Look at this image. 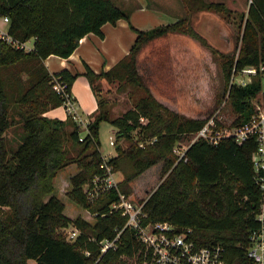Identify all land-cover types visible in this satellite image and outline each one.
<instances>
[{
  "label": "trees",
  "instance_id": "trees-1",
  "mask_svg": "<svg viewBox=\"0 0 264 264\" xmlns=\"http://www.w3.org/2000/svg\"><path fill=\"white\" fill-rule=\"evenodd\" d=\"M202 5L225 10L219 2ZM128 14L113 0H0V16L7 17L6 34L17 43L33 38L26 50L0 36V264H30L29 259L32 264H131V257L142 249L133 229L124 226L125 216L109 208L115 189L91 201L84 194L90 178L100 170L97 128L101 120L114 126L115 140L130 139L126 148L116 145L115 154L106 157L114 170L122 156L128 160L116 184L119 191L128 194L132 178L162 163L163 177L145 197L136 199L142 202L143 221H168L174 231L189 229L187 237L194 244L220 245L227 264H255L246 255L248 234L259 224L255 215L261 197L250 159L254 139L237 143L224 137L212 143L198 137L187 140L181 156L173 154L174 141L195 132L206 118L168 108L153 97L136 72L135 54L147 40L166 32L201 38L184 18L146 29L133 27L135 36L127 52L107 69L95 72L82 62V74L96 98V112L83 135L68 114L64 118L45 114L62 101L51 75L59 76L69 90L79 72L60 68L50 73L42 59L48 54L66 57L80 37L88 33L102 37L103 23L127 20ZM236 47L231 53H218L224 91L234 113L230 124L249 117L250 99L261 87V71L256 70L244 84L230 81V76L245 65L264 62V0H248ZM99 77H132L143 94L121 114L109 116L106 109L98 108L102 100L92 87ZM11 106L21 133L15 147L7 149L4 131L12 123ZM130 129H135V140ZM69 163L76 169L68 175L64 194L92 213L91 220L64 213L63 201L53 193L54 175ZM69 224L78 232L66 239L56 227ZM118 230L114 247L100 251L98 240L111 238Z\"/></svg>",
  "mask_w": 264,
  "mask_h": 264
},
{
  "label": "rangeland",
  "instance_id": "rangeland-1",
  "mask_svg": "<svg viewBox=\"0 0 264 264\" xmlns=\"http://www.w3.org/2000/svg\"><path fill=\"white\" fill-rule=\"evenodd\" d=\"M117 1L122 3L121 0ZM145 1L146 7L171 16V18H165L166 21L175 19L172 17L184 18L201 38L192 37L184 32H166L147 40L135 54V68L141 82L155 99L184 116L205 117L206 119L213 116L221 122H228L234 113L224 91L218 53H231L237 48L246 17L248 0ZM207 2H219L225 6V10L202 7V4ZM124 4L129 12L136 8L133 6L135 5L133 0H125ZM152 12L154 13L137 11L128 17V30H132L135 36L133 27L145 29L159 23L160 20L153 19L157 16L155 15L158 14L157 11ZM110 43V35L106 33L101 46L107 49ZM95 56L96 61L97 59L98 62L104 61V54L100 51H97ZM21 76L24 77V73H21ZM239 77L247 79V75L240 73H236L233 79L237 80ZM75 84L78 89L81 88L80 81ZM92 87L97 94L96 97L102 100L98 108L106 109L109 116L121 114L143 94L141 87L135 84L132 77L128 80L116 78L107 80L99 77ZM95 112L88 115L86 120H91ZM10 114L13 117L12 123L4 131L7 149L15 147L21 133L13 106L10 107ZM139 120L144 121V118L139 117ZM113 127L105 120L98 123V150L101 155L107 156L113 153L116 145L126 148L130 141L128 137H120L115 140L111 130ZM78 129L79 135H83L85 124H79ZM134 132L135 129L128 131L132 140L136 139ZM111 136L113 145L108 143ZM189 138L190 135L176 139L172 146V153L179 154L182 150L181 144H185ZM161 164L160 161L156 162L132 178L129 182L128 195L134 199L147 195L163 177L160 173ZM118 165L120 167L115 172L120 179L122 171L128 168V160L122 156ZM75 169L74 163H69L57 170L53 177V193L63 201L64 213L70 216L78 214L91 220L92 213L74 205L64 194V190L68 187V175ZM56 231L65 236L64 227H56ZM28 262L33 263L31 259Z\"/></svg>",
  "mask_w": 264,
  "mask_h": 264
},
{
  "label": "built area",
  "instance_id": "built-area-1",
  "mask_svg": "<svg viewBox=\"0 0 264 264\" xmlns=\"http://www.w3.org/2000/svg\"><path fill=\"white\" fill-rule=\"evenodd\" d=\"M2 18L7 21L6 16ZM0 36L14 45L22 46L26 50L30 49L25 46L24 42L13 41L6 32H0ZM256 70L261 71V87L250 99L252 111L249 117L239 124H230L229 121H220V124H217L219 120L210 116L195 132L190 134L189 141L198 137L212 143L224 137H230L237 143L249 137L254 139L255 146L251 151L250 159L253 179L261 192V197L255 215L259 224L248 234L246 255L255 264H264V62L257 66L245 65L240 70L232 72L230 81L244 84ZM236 73L247 75V79L239 77L234 80ZM50 81L54 91L62 98L60 105L64 113L68 114L76 124H86L87 120L79 115L77 105L69 90L66 89V83L55 74L51 75ZM108 143H113L112 138H109ZM186 145L187 142L181 144L182 150L177 154L178 156L183 154ZM106 157L102 155L99 163L100 170L92 175L84 194L86 199L91 201L103 191L111 188L116 190V198L109 203V208L118 209L125 216L124 226L133 229L135 237L142 246V249L131 257V264H227L220 245L194 244L187 237L189 229L174 231L172 224L168 221H143L145 213L141 209L142 202L117 189L116 184L119 178L112 165L106 162ZM64 228L66 239L73 238L78 232V229L71 224ZM118 232L119 230L111 238L104 237L98 240L100 251H104L107 247H114ZM90 238L94 237L90 236Z\"/></svg>",
  "mask_w": 264,
  "mask_h": 264
},
{
  "label": "crops",
  "instance_id": "crops-1",
  "mask_svg": "<svg viewBox=\"0 0 264 264\" xmlns=\"http://www.w3.org/2000/svg\"><path fill=\"white\" fill-rule=\"evenodd\" d=\"M117 5L127 10L125 7L124 1L122 3L117 0H113ZM136 8L129 12L128 17H131L135 12L139 11L140 13L149 11H157L153 19L160 20L159 23L172 22L175 19L165 20V18H171L168 14H162L160 11L146 7L145 0H133ZM0 16V32H6L7 21ZM128 19L118 18L115 23L105 22L101 25V31L103 33L102 37H99L93 33H88L79 38L78 44L76 47L68 54L66 57H61L54 54L46 55L42 61L48 70V72H55L60 68H66L71 72H79L78 75L74 77L71 82L69 92L72 96L74 102L77 105L78 113L81 117L87 118L88 115L93 113L96 109V100L93 91L91 90L86 78L82 74L83 72V63L85 62L93 71L97 72L99 69H107V67L119 59L123 54H125L129 48V42L134 36L132 30H128ZM156 25V24H155ZM149 28V27H148ZM146 29V28H145ZM106 33L110 35L111 43L108 45L107 49L102 48L101 43H104ZM134 38V37H133ZM33 38L29 37L24 41L25 46H32ZM97 51H100L104 54V61H96L95 54ZM107 56V57H106ZM97 62V63H96ZM97 64V65H96ZM77 81L81 82V88L78 89L75 85ZM45 114L50 116H56L59 118H64L65 113L61 105L49 108L45 111ZM114 127L111 129L114 131ZM112 138V136H111ZM113 145V144H112ZM115 151V149H114ZM110 153L107 156L114 154ZM146 196V195H145ZM144 196V197H145Z\"/></svg>",
  "mask_w": 264,
  "mask_h": 264
}]
</instances>
